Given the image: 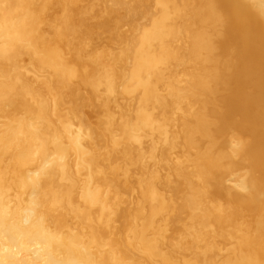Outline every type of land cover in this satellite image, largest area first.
Instances as JSON below:
<instances>
[{"label": "bare ground", "instance_id": "bare-ground-1", "mask_svg": "<svg viewBox=\"0 0 264 264\" xmlns=\"http://www.w3.org/2000/svg\"><path fill=\"white\" fill-rule=\"evenodd\" d=\"M0 264H264V0H0Z\"/></svg>", "mask_w": 264, "mask_h": 264}]
</instances>
